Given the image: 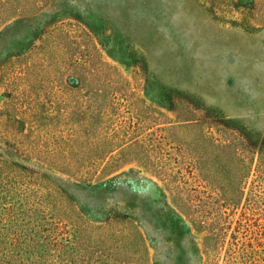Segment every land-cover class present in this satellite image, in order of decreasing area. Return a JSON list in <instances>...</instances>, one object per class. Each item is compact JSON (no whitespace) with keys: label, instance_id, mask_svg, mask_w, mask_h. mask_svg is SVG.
Instances as JSON below:
<instances>
[{"label":"rangeland","instance_id":"obj_1","mask_svg":"<svg viewBox=\"0 0 264 264\" xmlns=\"http://www.w3.org/2000/svg\"><path fill=\"white\" fill-rule=\"evenodd\" d=\"M56 28L75 36L84 31L87 36L81 44L97 53L96 62L115 67L153 115L155 111L169 115L180 100L197 101L225 123L264 137V26L246 28L218 18L207 12L202 0H44L37 11L11 19L0 27V124L3 108L13 99H18V107L31 102L35 111L44 107L57 114L67 97L64 89L83 79L81 69L53 54L38 63L35 76H22L31 47L40 44L41 33ZM102 74L101 70L94 74L92 93L111 95L114 88L102 83ZM9 115L20 119L13 111ZM155 127L148 120L139 124V134H153ZM27 128L24 123L19 126V130ZM0 158L34 168L59 187L69 200L61 210L63 215L74 211L77 218L93 226L126 217L138 232L133 237L123 229L113 231L116 238L109 243L118 250L109 257V264L114 259L127 264H206L205 233L196 230L173 203L153 168L130 161L101 179L81 182L35 158L18 156L3 139ZM250 182L249 178L244 185L241 204L250 198ZM256 194L255 207L243 220L254 233L236 225L240 205L236 210L228 207L227 239L236 233L238 246L247 244L258 264H264V186ZM55 215L51 212L53 222L60 221ZM45 225L47 234L51 227ZM58 228L54 256L70 260L73 256L66 255L69 245L64 232L71 229ZM95 245L77 246L93 249ZM90 259L87 264H102L93 255Z\"/></svg>","mask_w":264,"mask_h":264},{"label":"trees","instance_id":"obj_2","mask_svg":"<svg viewBox=\"0 0 264 264\" xmlns=\"http://www.w3.org/2000/svg\"><path fill=\"white\" fill-rule=\"evenodd\" d=\"M43 1L0 0V27L37 11ZM202 1L207 12L218 18L246 28L264 26V0ZM78 34L70 35L61 28L41 33L40 44L33 45L24 58L21 74L26 78L35 76L38 63L52 54L55 59L62 55L75 69L82 70L81 82L64 89L67 97L59 112L52 114L44 107L35 111L31 102H22L27 107L21 108L16 106L18 99H13L1 112L0 139L18 156L35 158L81 182L101 179L130 161L153 168L173 203L196 230L205 233L206 264H258L247 244L238 246L236 233L231 232L227 239L230 221L226 210H236L240 205V219L235 223L254 233L243 220L254 209L256 193L264 186V137L225 123L197 101L180 100L169 109V115L157 111L153 115L131 93L127 80L115 67L96 62L97 53L81 44L87 34ZM100 70L102 83L114 88L111 95L92 93L94 74ZM12 111L20 119H10ZM148 120L156 124L153 134H139V124ZM21 123L28 128L19 130ZM249 178L250 198L241 204ZM66 201L61 189L40 171L0 158V264H82V260L87 264L91 255L109 264V257L118 250L109 243L116 238L113 231L123 229L133 237L138 232L126 217L93 226L77 218L74 211L63 215ZM51 212L61 220L53 222ZM45 224L51 227L47 234ZM59 225L71 229L64 232L69 245L66 255L73 256L70 260L54 256ZM91 242L96 244L93 249L77 246ZM114 264L127 263L114 259Z\"/></svg>","mask_w":264,"mask_h":264}]
</instances>
